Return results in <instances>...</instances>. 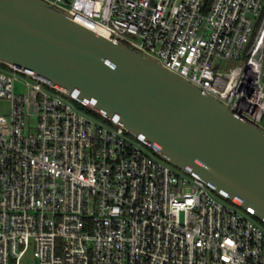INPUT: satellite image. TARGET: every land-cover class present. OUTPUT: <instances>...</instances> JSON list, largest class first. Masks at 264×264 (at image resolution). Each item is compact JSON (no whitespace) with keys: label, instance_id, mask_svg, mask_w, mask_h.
<instances>
[{"label":"built area","instance_id":"obj_1","mask_svg":"<svg viewBox=\"0 0 264 264\" xmlns=\"http://www.w3.org/2000/svg\"><path fill=\"white\" fill-rule=\"evenodd\" d=\"M264 129V0H46ZM0 264H264V222L140 133L0 63Z\"/></svg>","mask_w":264,"mask_h":264},{"label":"water","instance_id":"obj_2","mask_svg":"<svg viewBox=\"0 0 264 264\" xmlns=\"http://www.w3.org/2000/svg\"><path fill=\"white\" fill-rule=\"evenodd\" d=\"M0 63L119 119L173 166L264 222V129L142 51L46 0H0Z\"/></svg>","mask_w":264,"mask_h":264},{"label":"rangeland","instance_id":"obj_3","mask_svg":"<svg viewBox=\"0 0 264 264\" xmlns=\"http://www.w3.org/2000/svg\"><path fill=\"white\" fill-rule=\"evenodd\" d=\"M9 107H10V105H9L8 101H6V100L0 101V113L1 114L2 113H4V114L8 113ZM34 261H35V259L33 258L32 251H29L25 255V257L22 261V264H34Z\"/></svg>","mask_w":264,"mask_h":264}]
</instances>
